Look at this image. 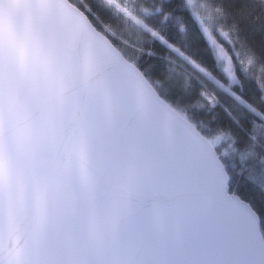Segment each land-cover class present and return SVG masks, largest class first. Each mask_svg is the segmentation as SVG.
I'll use <instances>...</instances> for the list:
<instances>
[{
	"label": "snow or ice",
	"instance_id": "6c2138e0",
	"mask_svg": "<svg viewBox=\"0 0 264 264\" xmlns=\"http://www.w3.org/2000/svg\"><path fill=\"white\" fill-rule=\"evenodd\" d=\"M0 264H264V0H0Z\"/></svg>",
	"mask_w": 264,
	"mask_h": 264
}]
</instances>
